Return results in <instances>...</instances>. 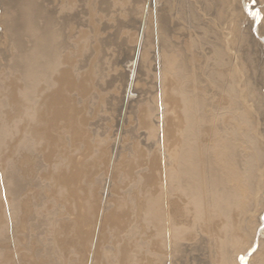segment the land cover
I'll return each instance as SVG.
<instances>
[{
	"label": "rangeland",
	"instance_id": "374dc122",
	"mask_svg": "<svg viewBox=\"0 0 264 264\" xmlns=\"http://www.w3.org/2000/svg\"><path fill=\"white\" fill-rule=\"evenodd\" d=\"M73 1H74L73 5H75L77 3V0H73ZM82 1L85 4L89 5L93 0H82ZM156 1L158 2L157 7L164 10V13L166 15H168L169 19L168 20L166 19V20L169 21L171 23V25L175 26V28L177 27L176 28L177 29L176 35L173 38L174 41L176 43H178L179 46L181 45V47L184 48L185 51H186V49H188L187 50L188 52L186 51L188 56L186 55L185 60H183V62H181L179 59L177 60V61H179L178 64L186 62L185 67L181 70V72H179L180 69H178L179 71H177V73H174L173 71H172V73L167 72L165 75V78L162 80L159 79L160 75L156 69L157 64L155 63V61H154V63L152 61L153 60L152 57L154 56L153 55L154 51H152V46L155 45L154 35L157 31V28L159 30V27L157 26V21H155V15L156 14L154 12V7H156V4H155ZM156 1L152 0V3H150L148 0L147 4L142 5L141 9H140L141 16L143 17V20H144V18L147 19L146 24L143 27V30L147 31V34L149 33V37L151 40L150 41V48H151L150 49V53H151L150 57L152 59L151 64L152 65L154 64V65L151 66L152 68L150 67L151 68V72H150L151 74H150L147 81L141 80V77L139 75H138V79H137L138 81H136L137 82L136 83L137 84L136 90L138 92L146 90L148 92L150 98L151 97L153 98V99L149 98L150 100H152L151 102L153 105L152 106L153 121H151V119L149 120V118H145V114H144L143 109H145L146 98L144 99L143 103L141 102L142 104L140 103L138 106H136L134 108L132 113H128V114L125 113L124 114V110L119 109L117 114H116V116H117L116 118L119 119L120 115L124 116L123 120L119 121V124L117 123L118 120H114V121L111 119H109V120L106 119L105 121L101 120V118L107 113L105 110V105H106L107 99L109 97H111V95L115 94V92H114L115 90L113 87L110 89L108 87H105V86H108L107 83H105V82H109L110 78L113 77V75H114L113 65L115 62H117L116 59L119 60L118 54H120V51H118L116 46H113V48L111 49L112 52L110 51V53L108 54L110 56L107 57V61H106V65H105V72H106L107 78L104 81H102V85L104 86L103 88H105V90L102 91V89H99V88L96 89L95 88V90L93 91L94 93L96 92L95 94L91 91V94H93V96L95 95L94 100H93V104H90V99H89V103H88L87 95L86 96L79 95L78 93H75L76 91L70 92V95H69L70 100H72L71 104L74 107V109L76 108V110L78 111L79 115L82 118H87L86 120L83 121V123H80L79 127L77 126V123L75 122L74 130H76L78 132V129H79V130H81V133L85 132L87 134V137L84 134L83 138H81L78 141H75L71 138L72 137L71 136L72 131H70V130L68 131V129H66V132H64L65 135L63 133L64 140H63L62 145L64 147H62V148L64 150L62 149L63 151L61 150L60 153L57 152L59 157H58V155H55V157L52 158L53 161L51 160L52 162L51 161L49 162L48 160H45L42 156L44 153L43 148H44L45 143L41 146H36L34 148L35 150L31 149L32 152L29 149L27 151V147H26V144L24 142L25 139L23 137L24 135L28 134L25 130H27L28 127L32 125V122L35 123L34 120H28V115H27V113H28L27 108H28V102H29V101H27V99L29 100L28 96H30V93H29L30 90L26 89L27 88L26 87L27 81L24 79L26 67L24 64L25 58L23 56L26 57V51L30 48L29 46L31 44L30 43V37L31 36L28 37L29 34L36 35L38 33V29H39L38 19H39L41 11L43 9L42 8L43 0H0V211H2V213H4V215L8 216V211L6 209V207H7L6 206L7 196L5 194L6 190L4 187L5 186L4 180H5V177L7 179L9 177L8 175H10L12 173V171L16 168L15 172L17 173V175L20 178L22 176V181H23V185H24L22 188L23 192H21V194H20V196H21L19 199L20 201L18 202V206H19L18 207V213L19 214L17 213L18 218L23 215L20 212H22L21 210L23 209L25 204L28 203L29 206H32L35 203V205H34L35 207L40 206V208L42 209L40 213H43V214H47L49 212H51L52 214L54 213L51 223H54V222L58 223L59 221L63 222V223L65 221L71 222L73 220L72 218L74 217L72 203H71V200H69V199L64 200L65 196L69 195V187L66 185L58 183L56 177H58L60 172L65 173V172L70 171V169L72 168V166L70 167V165H71L70 162H72V161H69L70 160L69 157L72 155V157L74 159L77 158L78 160H80L82 165L84 166L83 169L81 168V171H84V172L80 175L81 176L80 180L77 183V185L75 186L77 196H79L80 198H83V200L86 202H89V201L93 202V200H94L95 205L97 204L96 205L97 210H98L100 204H101V206L105 204L106 205V213H108V215L111 212L112 213L110 215L115 213L117 210L118 211L120 210L124 214V218H122L123 222H124V220L127 221L124 229L111 228L112 225H110V224H106L103 227V229L104 228L105 229L104 230L102 229V232H101L102 233V236H101L102 239L100 240V248L102 249V251H106L107 254L105 255L106 257H104L102 259V254L100 253V258H99L98 264H100V263L101 264H120L119 259L121 257L122 247L124 246V244L131 243L133 241H135V242L140 241L141 243H143V246L139 250L140 252H138V255L135 254V257L133 255V258H132V261L130 262V264H147L148 261L150 263L153 260L152 254L155 252L153 250V246L151 244V240L154 237L155 228H154V222L152 221L153 220L152 214H154V213L151 211V208H149L150 203L152 202L153 204H158V209L162 210V213H163V211H165L164 215L162 217V221H169L170 217H168L167 202L170 200L169 198H175V197L178 198L180 195L177 193L178 189H176L177 188V182L175 183V180H174L175 178L174 179L172 178V180H174L173 181L174 184H172V188L174 187L173 188L174 190L172 189L173 190L172 193H174V195L176 194L177 196L176 195L171 196L168 192L167 185L164 183L166 172L168 171L169 168H172V169H170V171L172 173L176 172V166H177V161H178V158H177V160H175L173 149L171 150L170 143L168 142V140H169L168 127H169L170 122H172V120L176 118V110H175L176 107L174 109L171 108L169 101L166 100V95H167L166 90L168 88H171V86H172L174 89H176V91L178 92V95H176L177 93H175L176 92L175 90H174V95H173V93H171V94L169 93V95H173L177 99H179L180 97L183 98V97H187V96H188L187 98H190V97H191V99L193 98V101L195 104V110L200 107V103L202 102L201 107L196 111H197V113H200L203 116L202 123L203 124L205 123L204 124L205 126L202 125V123H201V125L203 126L202 132L203 133L206 132V134L204 133L205 135L203 134V137H202L205 139V142H206L205 143L206 144L205 149L208 153L207 154L205 152L206 153L205 155H207L206 157H207L208 163L211 162L212 165L214 163L217 166V170H218L217 174H219L220 179L223 180V184L225 183L224 185H226L227 188L234 190L233 193L235 194V197H236V200H235L236 204H234V205H236V208H237V209H235V206L233 205V207H232L233 209L231 208L229 211V213H230V215L228 214L229 216L228 215L223 216L220 212H217L216 207L213 206L214 203L212 202V196L210 195L211 190H210V184H208L209 183L208 177H205L206 173H207L206 176H208V172L206 169H204L203 172H205V171L206 172L202 173L201 175H202V177L203 176L205 177V180H204V177H203V179L199 178V183L202 182V183H200V192H199L200 193L199 195H201L200 199H202V200L199 199V205L196 206L192 201L188 200V198L187 199L183 198L184 200H182V203L179 206V207L183 206V208H184V220H185V221H183V223H181V226H180V227L184 226L182 228H184V234H185L184 237L181 239V242L183 244H186L185 245L186 247H185V252H184V263L183 264H219V263H221V264H231V263L232 264H236V263L241 264V263H239L241 257L246 259V262H245L246 264H260V263L264 264V230H263L264 229V222L262 223V219H264V215H263L264 214V185H263L264 177L262 176L263 171H264V161H263L264 160L263 159L264 154L262 155V153H264L263 152V150H264V146H263L264 145V108H261V107H264V103H262L264 101V91H263L264 88H262V87H264V85H263L264 84V78H263L264 76H262V75H264V73H263L264 72V70H263L264 69L263 68L264 67V47H263L264 46L263 45L264 44V35H262V34H264L263 33L264 32V30H263L264 24H262V23H264V19H263L264 18V14H263L264 13L263 12L264 11V5H263L264 0H261V2L259 0H251V1L250 0H243V1L242 0L241 1L240 0H232V1L231 0H214V1L213 0H170V1L169 0H156ZM198 1H200V2H198ZM238 1H240L241 4L238 3ZM246 1H248V2L246 3ZM48 3H49V5L54 6L57 3V0H48ZM128 3H129V0L128 1L123 0V2H122L123 7H126V5ZM246 4H248V5H246ZM68 5H69L68 2H63L62 0L58 2V7L62 8V9H64ZM199 7H200V9H199ZM261 7L263 8V10L261 9ZM247 8H249V9L247 10ZM250 11H252V12H250ZM235 12L237 14H235ZM234 14L237 16H235ZM86 18L89 21H93V12H89L86 15ZM232 18H234V19H232ZM235 18H236V20H235ZM229 19H230V21H229ZM143 20L141 21V24H140V28H139L140 30H142ZM233 20H235V21L233 22ZM246 20L247 21L249 20V22H247ZM240 22H241V24H240ZM242 22H244L245 24ZM258 23H261V25ZM229 26H231L232 29H230L231 27L229 28ZM233 26H235L238 29H236ZM237 26H239V27L241 26V28H239ZM248 26H251L253 29L251 28L249 30L250 27H248ZM258 26H260V27L258 28ZM222 27L224 28V30ZM255 27L257 28V30ZM36 29H37V31H36ZM226 29L227 30L229 29L232 31L235 30V31L234 32H231V31L227 32ZM30 30L35 31L36 34H34L35 32L33 33ZM161 30H162V27H160L159 31L162 32ZM237 30H239V31H237ZM242 30L244 32H247L248 30L249 31L247 33H244ZM132 31H134V30H132ZM240 31H242V32H240ZM252 31H254V32H252ZM126 33H127V29L123 30L120 33V37H124L126 35ZM179 33H183V34L186 33V35H188V36H186L185 37L186 39H185L184 36L183 37H181V35L179 36ZM135 34H136V30L134 32H131L130 35L133 37V39L128 40V42H127V44L131 47V49L129 51L130 52L129 58H128V61L130 64H131L132 60H134L133 59L134 51L136 53V49L134 48L135 44H136V41H135L136 35ZM90 35H91V33L86 32L83 34V38H85L86 36H90ZM95 35L97 36V33ZM251 35L253 38L251 37ZM180 37H181V39H180ZM232 37H233V39H232ZM212 38H213V40H212ZM223 38H225V39H223ZM236 38H238V40ZM260 39H261V41L263 39V42H261L262 45L260 43ZM229 40L230 41L232 40L233 43L228 42ZM233 40L234 41L236 40V41L234 42ZM249 40H252V41L249 42ZM257 40H259V41H257ZM244 41H246V42H244ZM255 41H256V43H255ZM240 42L242 44L244 43L242 47H240L242 45ZM253 42H254V45H256L257 47L256 46L253 47L250 45V44L253 45ZM257 42H258V45H257ZM229 43L230 44L232 43V44L230 45ZM234 43H236L237 45L235 46ZM185 47H188V48H185ZM230 47H231L232 51L234 52V54H233V52H231ZM235 47L236 48L238 47V48L236 49ZM243 47H246V48L243 49ZM234 48L236 50H234ZM253 48H255V50L257 49L258 51H254ZM238 49L240 51H243V52H240ZM190 50H191V52H189ZM244 50H247V51H244ZM220 51L223 53L221 54ZM249 51H250V53H249ZM217 52L220 53L221 55L218 54ZM226 52H228V53H226ZM242 53H243V55H242ZM244 53H246L245 56H244ZM232 54H233V56H232ZM255 55H256V57H255ZM257 56H258L259 60L257 59ZM250 58H253V59H250ZM213 59H215V60H213ZM229 59L231 61H229ZM254 59H257V60H254ZM89 60H91V58ZM110 60H112V61H110ZM260 61L261 62L263 61V63H261ZM112 62H114L113 65H111ZM239 62H241L242 65ZM247 63H249V64H247ZM259 63H261V64H259ZM125 64L124 63L120 64L121 68L120 67H118V68H120L121 70L123 69V71L125 72L126 77L124 76V82L126 83L127 82L126 79L128 80L130 77L131 70L127 68V66L130 64H128V65H125ZM253 64H255V66ZM247 65H248V67H247ZM208 66H209V68H208ZM239 66H241V67H239ZM242 66H244V67L242 68ZM63 68H65V67H63ZM110 68L112 69V71ZM187 68H188V70H186ZM237 68H239V69H237ZM248 68H249V71H248ZM253 68H255V69H253ZM33 69L34 68H31V71ZM88 69H89V66L87 65V68L83 71H80L79 73L80 74H87ZM241 69H243V70H241ZM259 70H261V72ZM243 71H245V73H246V71H248V72L245 74V73H243ZM181 73L183 75H181ZM187 74H189V76ZM259 75L261 78H259ZM255 77H256V80H258V81L255 80ZM183 78H185V79L183 80ZM262 78H263V80H262ZM53 80H54V76H53V74H51V76L49 77V80L47 82H45V77H44V85L39 84V86L37 88L38 83L37 82L33 83V84H35V86L33 88V90L35 92L32 91L33 93L31 95L35 96L34 97V99H36V101L34 103L35 107H37V104H39V102L41 101L38 98H42L44 95L46 96V95L50 94V92L53 91V86H51V84L53 83ZM187 81H189V82H187ZM192 81H193V84H192ZM198 81H200V82H198ZM194 82L196 84H194ZM218 82H219V84H218ZM261 83H263V84H261ZM165 84H166V86H165ZM189 84L192 87L189 86ZM255 85H256V87L258 86L257 90L255 89L256 87H254ZM46 86H49V87L46 88ZM182 86L183 87L185 86L184 90H183ZM188 86H189V88H188ZM181 87H182V89H181ZM185 88L188 91H185L186 90ZM193 88L197 89V92ZM41 89H43V90H41ZM180 90H181V92H180ZM189 90L191 93H189ZM249 90L250 91L252 90V91L250 92ZM123 91H124V88H123ZM138 92H135L133 94V97H131V101L134 102L135 100H137ZM246 92L250 93V94L252 93V94L249 95ZM254 92H256V95L258 97L256 95H254L255 94ZM245 93L247 94V96H245ZM257 93H259L260 96ZM98 94H99V97H98ZM105 94H107V95H105ZM120 94H119V97H120V99H122V97H124V93L121 92ZM189 94L191 96H189ZM169 95H168V97H169ZM194 96H196V97H194ZM197 96L199 97L200 101L197 99L198 98ZM230 96H232V97H230ZM243 96H245V97H243ZM250 96L252 98L249 99ZM255 96H256V99L253 98ZM260 97H263V98H261L263 101L260 99ZM245 98H247V101ZM257 98H259V99H257ZM243 99H245V103H244ZM253 101L256 103H254ZM167 102H168V104H166ZM251 103H253L255 105H253ZM261 103H262V105H261ZM99 104H100V106H99ZM166 105H168V106H166ZM247 105L248 106L250 105V107H248ZM179 106L177 107V109H181V105H179ZM202 106H203V108H202ZM253 106H255L256 108ZM35 107H33V108L35 109ZM90 107H92L91 113H90L91 114L90 116H92V117L87 115V111H88L87 109ZM102 107H104V108H102ZM243 107L244 108L246 107L245 108L246 111L244 110ZM257 107H258V109H257ZM228 108H229V110H228ZM247 109H248V111H247ZM99 110H101V111H99ZM94 111H95V113H94ZM228 112H229V114H228ZM236 116H238V117H236ZM33 117H35V116H33ZM204 119H206L205 121H207V122H205ZM79 121H81L80 118H79ZM142 121H144L145 125H143ZM27 122H30L31 124H29ZM146 122H147V124H146ZM111 123H113V125H111ZM261 123H262V125H261ZM229 129H231V130H229ZM204 130H206V131H204ZM243 131H244V133H243ZM223 132H224V134H222ZM221 139H223V140H221ZM226 140H227V142H229V144L232 148L229 147L228 150L226 149L227 151L226 150L224 151L223 149L221 150L220 148H222L221 145L222 144L224 145V142ZM213 142H214V144H213ZM261 143H262V145H261ZM235 148H236V150H235ZM258 149H259V151H258ZM178 150H179V148H176V150H175L176 154H178ZM36 151H38L39 153ZM29 153H30V157H29ZM238 155H240V156H238ZM258 155H261V156L258 157ZM227 156H229V157H227ZM22 157H23V159H22ZM25 157H26L27 161L25 160ZM36 157H37V159H36ZM38 157H40L39 160H38ZM261 157H262V159H261ZM33 158H35V159L33 160ZM31 159H32V161H31ZM35 160L37 163L35 162ZM222 160H224V161H222ZM169 161H171L170 164H169ZM24 162H25V164H24ZM28 162H30L32 164H30ZM153 162H155V167L153 166ZM175 162H176V164H175ZM229 162H231V163L229 164ZM259 165H261V166H259ZM13 166H15V167H13ZM21 166H23V167H21ZM34 166L36 168H34ZM223 166H224V168H223ZM226 167H228V168H226ZM260 167L263 169H261ZM19 168H21L22 170ZM258 168H260V169H258ZM11 169H12V171H11ZM25 169H27V170H25ZM57 171L58 172L60 171L59 174H57ZM25 172H26V174H25ZM259 173H261L262 175ZM25 177H26V179H24ZM254 178H255V181H254ZM259 178H261V179L263 178L261 181L263 186L261 185ZM152 179L160 180V182L154 188L152 186V184H153ZM207 184L209 186V188L207 187L209 190L205 187V186H207ZM251 185H252V187H251ZM202 186H204V187H202ZM256 186H258V187L260 186L262 189L260 187L258 188ZM29 187H30V190H29ZM240 187H241V189H240ZM244 187H245V189H244ZM250 187L252 190H250ZM31 188H33V191ZM40 188H41V191H40ZM155 188L157 190V195L160 192L161 197H158L155 194V191H154ZM203 188H204V190H203ZM175 189L177 190V192L175 191ZM257 189H259V191ZM26 191L29 192L30 197L28 196V193ZM240 191H241V194H240ZM249 191H251V192H249ZM252 191H253V193H252ZM260 191L262 192V194L258 193ZM205 192L207 195L205 194ZM39 193H41V194H39ZM255 193H256V195H255ZM238 194H239V196H238ZM202 195H203V197H202ZM261 195H262V197H261ZM26 197H29L28 198L29 200ZM35 198L37 199V201ZM23 201H24V203H23ZM188 201L190 202L189 205H188ZM250 203H251V205H250ZM244 204H246V205H244ZM3 205L5 206L4 210H3ZM186 205L188 208L186 207ZM193 205H195L196 208ZM239 205H240V207H239ZM139 206L140 207L143 206L145 208V211L142 214V217H141L140 213L138 212ZM255 206H258V208H256ZM191 207H192V209H190ZM243 207H245V208H243ZM260 207L262 208V211H261ZM246 208H248V209H246ZM243 209H246L249 212H246V210H243ZM199 210H200V212H199ZM237 211L239 213H237ZM244 211L246 214L244 213ZM244 214H245V216H243ZM96 215H95L94 221L97 218ZM253 216L254 217L257 216L255 218L256 220L253 218ZM250 217L254 219V222H252L253 219L250 220L251 219ZM195 218L199 220V221L197 220V223H195L196 222ZM62 219H63V221H62ZM70 219H71V221H70ZM247 219H249V220H247ZM241 220H245V222L241 221ZM186 221H188V222H186ZM189 221H190V223H189ZM250 221H251V223H250ZM184 222L187 224H184ZM219 224H221V225H219ZM222 224H224V225H222ZM252 224L254 226H252ZM179 225L180 224H177L175 227L180 228ZM187 225H188V227H187ZM242 225H245V226L243 227ZM255 225H258V227L257 226L255 227ZM8 226H9V234H11V223H9ZM240 226H242L243 228H245L246 226L247 227L245 229H243ZM248 226H249V228H251L250 231H248L249 230ZM19 227H20V223L18 224V228ZM219 227H221V228H219ZM260 227H262V228H260ZM197 228H199V231L197 230ZM193 229L196 233L193 231ZM219 229H221V230H219ZM242 229H243V232H242ZM4 231H6V227H4ZM33 231L34 230L30 229V234H29L30 237L29 238L22 236L24 233H27V232H24L23 230H20V229L17 232L19 235L18 241H17V243H19L18 253H17L18 255H16V253H12L9 255L8 252L11 253V251H9V248L5 247V244L2 245L3 246L2 250H3V254H4L3 256L5 258L10 259V261L7 260L8 264H19L18 262H20V264H29V263L30 264H43V263L44 264H47V263L51 264L52 261H53L52 264H74L75 262L76 263L78 262V261H76V260H78V255H77L78 249L77 248H71L73 250H70V251L66 250V252H68V253L65 252L66 254H63L61 258L57 255V253L52 251V255L54 256V259L51 260V258H50L49 261L44 260L45 258L42 254L40 245H41V243L44 244V242L49 239V235H47L48 231H46L43 234V235H45L46 238L45 237H41V238L34 237L36 232L35 231L33 232ZM211 231H212V233L213 232L214 233L213 234L210 233ZM259 231H262V232H259ZM222 232L224 234H222ZM246 232H249L250 237L254 238V239L252 238L253 241L251 238L248 239L249 235ZM6 233L7 232H4V235H7ZM33 233H34V235H33ZM252 233H253V235L251 236ZM261 233H263V234L261 235ZM221 234L224 236H222ZM240 235H242V236H240ZM244 235L246 238H244ZM44 238H45V240H44ZM194 238L196 239V241H194L195 240ZM202 238H204V239H202ZM37 239H38V241H37ZM258 239H259V241H258ZM41 240H42V242H41ZM186 240L187 241L189 240V241L187 242ZM142 241H145V243ZM7 242L8 241L5 240L3 243H7ZM27 242H28V244H27ZM32 242H34V243H32ZM255 242H256V244H255ZM38 243H39V245H38ZM194 243H196V246ZM250 243H251V245H250ZM252 243H253V245L254 244L255 245L253 246ZM145 244H147V245L144 246ZM28 245H30V246L28 247ZM11 246H12V243H11ZM20 246H22V248ZM32 246H34V248ZM35 246L37 247V249ZM187 246H189V247H187ZM194 246L196 249L193 250L192 248H194ZM240 248H242V249H240ZM26 250H28V251H26ZM38 250H40V251L37 252ZM188 250H189V252H188ZM251 251L254 253H252ZM40 252H41V254H40ZM249 252L251 255L252 254L253 255L252 256L249 255ZM5 253H6V255H5ZM30 253L31 254L33 253L32 256H35V257H32L30 255ZM36 253H39V254L36 255ZM256 254H257V256H256ZM39 255H41V256L39 257ZM75 255H76V257H75ZM27 256H29V257H27ZM90 256H89V258H90ZM235 257H237V258L235 259ZM33 258H34V260H33ZM2 259L3 258H1L0 260H2ZM56 259H59V260L56 261ZM74 259H75V261H73ZM167 262L170 264V262L168 260L164 261L163 263L166 264ZM0 264H2V263L0 262Z\"/></svg>",
	"mask_w": 264,
	"mask_h": 264
},
{
	"label": "bare ground",
	"instance_id": "6f19581e",
	"mask_svg": "<svg viewBox=\"0 0 264 264\" xmlns=\"http://www.w3.org/2000/svg\"><path fill=\"white\" fill-rule=\"evenodd\" d=\"M61 0H57V3L53 6L49 5L48 0H43V6H42V11L40 13L39 16V29H38V33L36 34L35 31H32L34 34L36 35H31L29 34L28 37H30V48L26 51V57L23 56L24 59V64L26 67L25 70V80L27 81V90H30V96L29 100L27 99L28 102V108H27V115H28V120H34L35 123L32 122V125L28 127L27 130H25L28 134L24 135V139H25V144L27 147V151L28 149H34L36 146H41L44 143V148H43V158L45 160H48L49 162L52 160L53 157H55V155H58L57 152H61V150L63 149L62 147H64L63 144V133L66 132V129H68V131H72L71 132V138L75 141L80 140L81 138L85 136L87 137V134L84 132L81 133V130L78 129V132L76 130H74V125L75 122L77 123V126H80V123H83L84 120H86L87 118H82L78 111L76 110V108L74 109V107L72 106V100H70L69 95L70 92H75L78 93L79 95L82 96H86L88 97V103H89V99H90V104H93V100L95 95L93 96V94H91V91L93 92L95 90V88H99L105 90V88H103L104 86L102 85V81H104L107 78L106 72H105V65H106V61H107V57L110 56L108 55L110 53V51L112 52V48L113 46H116V48L118 49V51H120L119 55V60L116 59L117 62H112L111 65H113L114 67V75L113 77L110 78L109 82H105L107 83L109 89L110 88H114V92L115 94L111 95V97H109L106 101V105H105V110H106V114L101 118L102 121H105L106 119H111V120H118V124L119 121L123 120V115L119 116V119H117L116 114L118 112L119 109L124 110V114L125 113H132L134 108L136 106H138L141 102L143 103L144 99L146 98V103H145V109L144 110V114H145V118H149V120L151 119V121H153V109H152V97L150 98L148 92L146 90L138 92L136 90L137 88V82L138 81V75L141 77V80H145L147 81L149 76H150V72H151V66H153L151 64V53H150V37H149V33L147 34V31L143 30L144 25L146 24L147 19L141 16V6L142 5H146L148 0H129V3L126 5V7H123L122 2L123 0H93L89 5L85 4L82 0H77V3L75 5H73V0H62L63 2H68V6H66L64 9L59 8L58 7V2ZM128 1V0H127ZM156 1V0H154ZM170 1V0H169ZM214 1V0H213ZM232 1V0H231ZM241 1V0H240ZM238 1V3L241 4V2ZM243 1V0H242ZM251 1V0H250ZM261 2V0H259ZM150 3H152V0H149ZM186 2V1H185ZM200 2V1H198ZM235 2V1H234ZM248 1H246L247 3ZM195 3V2H194ZM156 7H154V12H155V21H157V26L162 27V32H160L157 28V31L154 35V39H155V45L152 46V51H154L153 53V63L155 61V63L157 64V71L160 75L159 79L162 80L165 78V75L167 72H171L172 71L174 73H177V71H179L178 69H180L179 72H181V70L185 67V63H181L178 64L179 61H177L178 59L183 62V60H185L186 55L187 54V50H184V48L181 47V45L179 46L178 43H176L174 41V36L176 35V28L175 26L171 25V23L169 21H167L168 15H166L164 13V10L160 9L159 7H157L158 2L156 1ZM239 4V5H240ZM244 4V3H243ZM242 4V5H243ZM256 4V3H255ZM260 4V3H259ZM262 4V3H261ZM170 5V4H169ZM234 5V4H233ZM248 5V4H246ZM264 5V4H263ZM235 6V5H234ZM238 6V5H237ZM259 6V5H258ZM262 6V5H261ZM183 7V6H182ZM244 7V6H243ZM257 7V6H256ZM173 8V7H172ZM231 8V7H230ZM260 8V7H259ZM200 9V7H199ZM232 9V8H231ZM242 9V8H241ZM244 9V8H243ZM246 9V8H245ZM249 8H247L248 10ZM254 9V8H253ZM261 9L263 10V8L261 7ZM173 10V9H172ZM252 10V9H251ZM183 11V10H182ZM187 11V10H186ZM255 11V10H254ZM89 12H93V21H89L86 18V15ZM252 12V11H250ZM258 12V11H257ZM264 12V11H263ZM124 13V14H123ZM233 13V12H232ZM246 13V12H245ZM231 14V13H230ZM235 14H237L235 12ZM234 14V15H235ZM239 14V13H238ZM264 14V13H263ZM232 15V14H231ZM233 15V16H234ZM242 15V14H241ZM248 15V14H247ZM182 16V15H181ZM237 16V15H235ZM243 16V15H242ZM246 16V15H245ZM249 17V16H248ZM237 18V17H236ZM235 18V20H236ZM242 18V17H241ZM247 18V17H246ZM167 19V20H166ZM234 19V18H232ZM248 19V18H247ZM250 19V18H249ZM264 19V18H263ZM262 19V20H263ZM142 22V30H140V24L141 21ZM233 20V22L235 21ZM240 20V19H239ZM244 20V19H243ZM242 20V21H243ZM230 21V19H229ZM247 21V20H246ZM260 21V20H259ZM221 22V21H220ZM219 22V23H220ZM249 22V20L247 21ZM255 22V21H254ZM262 22V21H261ZM244 23V22H242ZM203 24V23H202ZM221 24V23H220ZM236 24V23H235ZM239 24V23H238ZM237 24V25H238ZM241 24V22H240ZM245 24V23H244ZM249 24V23H248ZM261 25V23H258ZM264 24V23H262ZM186 25V24H185ZM198 25V24H197ZM229 25V24H228ZM227 25V26H228ZM38 26V25H37ZM254 26V25H253ZM25 27V26H24ZM218 27V26H217ZM231 26H229L230 28ZM235 27V26H233ZM239 27V26H237ZM247 27V26H246ZM249 30L252 28L251 26ZM260 26H258L259 28ZM223 28V27H222ZM236 28V27H235ZM234 28V29H235ZM241 28V26L239 27ZM256 28V27H255ZM32 29V28H31ZM127 29V33L124 37H120V33L123 30ZM186 29V28H185ZM232 29V27L230 28ZM238 29V28H236ZM253 29V28H252ZM132 30H136V37H135V49H136V53L134 51L133 53V59L131 64L128 61L129 58V51L131 49V47L127 44L128 40H132L133 37L130 35L131 32H134ZM197 30V29H196ZM224 30V28H223ZM227 30V29H226ZM245 30V29H244ZM248 30V31H249ZM257 30V28H256ZM259 30V29H258ZM261 30V29H260ZM264 30V29H263ZM37 31V29H36ZM234 32L232 30H227ZM239 31V30H237ZM243 31V30H242ZM240 31V32H242ZM247 31V30H246ZM247 31V32H248ZM23 32V31H22ZM31 32V33H32ZM91 33L90 36H86L85 38H83V34L84 33ZM244 32V31H243ZM244 32V33H247ZM254 32V31H252ZM97 33V36L95 35ZM188 33V32H187ZM202 33V32H201ZM204 33V32H203ZM264 33V32H263ZM223 34V33H222ZM229 34V33H228ZM238 34V33H237ZM236 34V35H237ZM250 34V33H249ZM248 34V35H249ZM260 34V33H259ZM181 35V37L184 36V38L188 35H186V33H179V36ZM200 35V34H199ZM230 35V34H229ZM234 35V34H233ZM232 35V36H233ZM239 35V34H238ZM241 35V34H240ZM264 35V34H262ZM9 36V35H8ZM244 36V35H243ZM256 36V35H255ZM11 37V36H10ZM27 37V38H28ZM131 37V38H130ZM180 37V39H181ZM196 37V36H195ZM207 37V36H206ZM231 37V36H230ZM234 37V36H233ZM232 37V39H233ZM248 37V36H247ZM246 37V38H247ZM252 37V35H251ZM262 37V36H261ZM200 38V37H199ZM253 38V37H252ZM256 38V37H255ZM186 39V38H185ZM225 39V38H223ZM222 39V40H223ZM238 40V38H236ZM244 39V38H243ZM248 39V38H247ZM177 40V39H176ZM183 40V39H182ZM196 40V39H195ZM213 40V38H212ZM240 40V39H239ZM254 40V39H253ZM152 41V42H153ZM234 41V40H233ZM236 41V40H235ZM234 41V42H235ZM252 40H249V42ZM259 41V40H257ZM184 42V41H183ZM212 42V41H211ZM228 42H232V40L228 41ZM239 42V41H238ZM243 42V41H242ZM246 42V41H244ZM263 42V39L261 41L260 39V43ZM26 43V42H25ZM222 43V42H221ZM224 43V42H223ZM233 43V42H232ZM231 43V44H232ZM241 43V42H240ZM239 43V44H240ZM248 43V42H247ZM256 43V41H255ZM11 44V43H10ZM21 44V43H20ZM33 44V45H32ZM230 44V43H229ZM230 44V45H231ZM235 46L237 45L236 43H234ZM242 44V43H241ZM244 44V43H243ZM243 44L240 46L242 47ZM251 46H256L250 44ZM258 45V42H257ZM260 45V44H259ZM262 45V43H261ZM264 45V44H263ZM185 46V45H184ZM234 46V45H233ZM238 46V47H239ZM237 47V48H238ZM249 47V46H248ZM257 47V46H256ZM264 47V46H263ZM188 48V47H185ZM236 48V47H235ZM234 48V50H236ZM246 47H243V49ZM252 48V47H251ZM154 49V50H153ZM224 49V48H223ZM231 49V47H230ZM229 49V50H230ZM241 49V48H240ZM254 51H258L257 49L255 50V48H253ZM239 50V49H238ZM242 50V49H241ZM216 51V50H215ZM228 51V50H227ZM240 51V50H239ZM247 51V50H244ZM253 51V50H252ZM263 51V50H262ZM23 52V51H22ZM114 52V51H113ZM191 52V50L189 51ZM231 52L232 49H231ZM243 52V51H240ZM116 53V52H115ZM218 53V52H217ZM220 53L222 54L223 52L220 51ZM218 53V54H220ZM228 53V52H226ZM236 53V52H235ZM250 53V51H249ZM259 53V52H258ZM112 54V53H111ZM136 54V56H135ZM220 54V55H221ZM234 54V52H233ZM232 54V56H233ZM253 54V53H252ZM20 55V54H19ZM240 55V54H239ZM243 55V53H242ZM246 55V53H244V56ZM248 55V54H247ZM250 55V54H249ZM190 56V55H189ZM226 56V55H225ZM231 56V57H232ZM241 56V55H240ZM217 57V56H216ZM251 57V56H250ZM256 57V55H255ZM91 58V60H89ZM239 58V57H238ZM243 59V58H242ZM248 59V58H247ZM253 59V58H250ZM258 59V56H257ZM254 59V60H257ZM109 60V59H108ZM115 60V59H114ZM215 60V59H213ZM234 60V59H233ZM259 60V59H258ZM112 61V60H110ZM229 61H231L229 59ZM235 61V60H234ZM248 61V60H247ZM253 61V60H252ZM190 62V61H189ZM208 62V61H207ZM245 62V61H244ZM256 62V61H255ZM261 62V61H260ZM125 64L128 65L127 68L131 70L130 72V77L127 80L126 79V83L124 82V76H125V72L123 71V69L121 70L120 68V64ZM194 63V62H193ZM192 63V64H193ZM241 64V62H239ZM246 63V62H245ZM250 63V62H249ZM247 63V64H249ZM254 63V62H253ZM263 63V61L261 62ZM259 63V64H261ZM155 64V65H156ZM191 64V65H192ZM239 64V65H240ZM252 64V63H251ZM87 65L89 66V69L87 71V74H80V71H83L87 68ZM205 65V64H204ZM242 65V64H241ZM246 65V64H245ZM255 66V64H253ZM206 66V65H205ZM234 66V65H233ZM238 66V65H237ZM65 67V68H63ZM112 67V66H111ZM120 67V68H118ZM151 67V68H150ZM212 67V66H211ZM230 67V66H229ZM241 67V66H239ZM244 66H242L243 68ZM246 67V66H245ZM248 67V65H247ZM246 67V68H247ZM31 68H34L31 71ZM108 68V67H107ZM126 68V69H127ZM198 68V67H197ZM209 68V66H208ZM213 68V67H212ZM223 68V67H222ZM252 68V67H251ZM262 68V67H261ZM260 68V69H261ZM264 68V67H263ZM111 69V68H110ZM236 69V68H235ZM239 69V68H237ZM245 69V68H244ZM255 69V68H253ZM185 70V69H184ZM188 70V68L186 69ZM243 70V69H241ZM246 70V69H245ZM264 70V69H263ZM112 71V69H111ZM234 71V70H233ZM249 71V68H248ZM246 71V73L248 72ZM253 71V70H252ZM258 71V70H257ZM261 72V70H259ZM183 72V71H182ZM186 72V71H185ZM188 72V71H187ZM190 72V71H189ZM193 72V71H192ZM213 72V71H212ZM215 72V71H214ZM237 72V71H236ZM184 73V72H183ZM238 73V72H237ZM240 73V72H239ZM243 73H245V71H243ZM245 73V74H246ZM252 73V72H251ZM257 73V72H256ZM264 73V72H263ZM51 74H53L54 76V80L53 83L51 84V86H53V91L50 92V94L48 95H44L42 98H38L39 100H41L39 102V104H37V107L34 106V103L36 101V99H34L35 96L31 95L34 91L33 88L35 86V84H33L34 82L38 83L37 84V88L39 86V84L44 85V77H45V82H47L49 80V77L51 76ZM128 74V73H127ZM185 74V73H184ZM258 74V73H257ZM181 75H183L181 73ZM189 76V74H187ZM230 75V74H229ZM255 75V74H254ZM262 75V74H261ZM231 76V75H230ZM242 76V75H241ZM253 76V75H252ZM264 76V75H262ZM126 77V76H125ZM181 77V76H180ZM184 77V76H183ZM228 77V76H227ZM235 77V76H234ZM245 77V76H244ZM186 78V77H185ZM183 78V80L185 79ZM231 78V77H230ZM233 78V77H232ZM242 78V77H241ZM248 78V77H247ZM251 78V77H250ZM259 78L260 75H259ZM264 78V77H263ZM262 78V80H263ZM216 79V78H215ZM258 79V78H257ZM195 80V79H194ZM246 80V79H245ZM250 80V79H249ZM256 80V77H255ZM254 80V81H255ZM108 81V80H107ZM186 81V80H185ZM220 81V80H219ZM243 81V80H242ZM258 81V80H256ZM40 82V83H39ZM169 82V81H168ZM171 82V81H170ZM189 82V81H187ZM200 82V81H198ZM231 82V81H230ZM262 82V81H261ZM179 83V82H178ZM191 83V82H190ZM259 83V82H258ZM185 84V83H184ZM193 84V81H192ZM194 84H196L194 82ZM219 84V82H218ZM227 84V83H226ZM231 84V83H230ZM246 84V83H245ZM263 84V83H261ZM260 84V85H261ZM188 85V84H187ZM202 85V84H201ZM204 85V84H203ZM217 85V84H216ZM257 85V84H256ZM256 85L254 87H256ZM264 85V84H263ZM166 86V84H165ZM189 86H191L189 84ZM188 86V88H189ZM194 86V85H193ZM198 86V85H197ZM247 86V85H246ZM245 86V87H246ZM49 86H46V88H48ZM178 87V86H177ZM183 87V86H182ZM181 87V89H182ZM185 87V86H184ZM183 87V90H184ZM192 87V86H191ZM241 87V86H240ZM258 87V86H257ZM257 87L255 88L257 90ZM260 87V86H259ZM36 88V87H35ZM40 88V87H39ZM124 88V91H123ZM166 88V87H165ZM206 88V87H205ZM264 88V87H262ZM261 88V89H262ZM45 89V88H44ZM179 89V88H178ZM177 89V90H178ZM186 89V88H185ZM191 89V88H190ZM194 89V88H193ZM208 89V88H207ZM254 89V90H255ZM259 89V88H258ZM36 90V89H35ZM43 90V89H41ZM113 90V89H112ZM174 90L176 91V89H174L172 86L171 88H168L167 91V95H166V100L169 101L171 108H175L176 110V118L172 120V122H170L169 127H168V137L169 140L168 142L170 143V148L171 150L173 149V153L175 156V160H177V166H176V172L172 173L170 171L169 168L168 171L166 172V176H165V180L164 183L167 185L168 188V192L171 196H175L174 193H172V191L174 190L172 188V184L173 181L175 180V183L177 182V190L175 189V191L180 194L179 197H175V198H169L170 200L167 202V210H168V217H170L169 221H162V217L164 215V212L162 213V210L158 209V204H153L152 202L150 203V207L151 211L154 213L152 214V218H153V222H154V228H155V233H154V237L151 240V244L153 246V250L155 251L152 255H153V260L147 264H164L163 262L168 260L170 262V264H183L184 263V252H185V245L181 242V239L184 237V226H181V223H183L184 220V208L183 206L179 207L180 204L182 203V200H184L183 198L192 201L196 206L199 205V199L200 196V182L199 183V178H202V173L204 169L207 170L208 172V176L207 173L205 175V177H208V184H210V190H211V196H212V203L213 206L216 207L217 212H220L223 216L226 215H230L229 211L230 209L233 207L234 204H236L235 200V194L233 193L234 190H231L229 188L226 187V185L223 184V180L220 179L219 174H217L218 170H217V166L213 163L210 162L208 163L207 161V155H205L207 153L205 147H206V142L205 139L202 138L203 134L206 132H202L203 130V126L204 125L202 123L203 121V116L200 113H197L196 110H198L201 107V103H200V107L197 108L195 110V104L193 101V98H187V97H180L179 99L175 98L174 95ZM197 92V89H194ZM193 90V91H194ZM253 90V91H254ZM185 91H188L187 89ZM205 91V90H204ZM250 91V90H249ZM252 91V90H251ZM250 91V92H251ZM261 91V90H260ZM264 91V90H263ZM28 92V91H27ZM26 92V93H27ZM35 92V91H34ZM123 92L124 93V97H122V99H120L119 94ZM135 92H138L137 94V100H135L134 102L131 101V97H133V94ZM181 92V90H180ZM184 92V91H183ZM230 92V91H229ZM244 92V91H243ZM257 92V91H256ZM256 92H254L256 95ZM262 92V91H261ZM260 92V93H261ZM28 93V94H29ZM48 93V92H47ZM94 93V92H93ZM96 93V92H95ZM94 93V94H95ZM169 93H173V95H169ZM175 93H177L176 95H178V92L176 91ZM189 93L190 90H189ZM193 93V92H192ZM220 93V92H219ZM231 93V92H230ZM241 93V92H240ZM247 93V92H246ZM245 93V96H247V94L251 95L250 93ZM263 93V92H262ZM27 94V95H28ZM40 94V93H39ZM77 94V95H78ZM184 94V93H183ZM194 94V93H193ZM212 94V93H211ZM210 94V95H211ZM259 96L260 94L257 93ZM37 95V94H36ZM41 95V94H40ZM75 95V94H74ZM89 95V96H88ZM107 95V94H105ZM121 95V94H120ZM123 95V94H122ZM169 95V97H168ZM180 95V94H179ZM221 95V94H220ZM253 95V96H254ZM263 95V94H262ZM261 95V96H262ZM33 96V97H32ZM186 96V95H185ZM189 96H191L189 94ZM193 96V95H192ZM205 96V95H204ZM243 96V97H245ZM257 96V95H256ZM256 96L253 97L256 99ZM27 97V96H26ZM93 97V98H92ZM99 97V94H98ZM97 97V98H98ZM196 97V96H194ZM198 97V96H197ZM232 97V96H230ZM258 97V96H257ZM150 98V99H149ZM182 98V99H181ZM212 98V97H211ZM220 98V97H219ZM225 98V97H224ZM252 98L251 96L249 97V99ZM263 97H260V99ZM105 99V98H104ZM181 99V100H180ZM199 100V97L197 98ZM196 99V100H197ZM247 101V98H245ZM245 99L244 103H245ZM259 99V98H257ZM197 100V101H198ZM234 100V99H233ZM262 100V99H261ZM105 101V100H104ZM154 101V100H153ZM200 101V100H199ZM252 101V100H251ZM263 101V100H262ZM261 101V102H262ZM210 102V101H209ZM250 102V101H249ZM254 102V101H253ZM260 102V101H259ZM141 103V104H142ZM154 103V102H153ZM182 103V104H181ZM204 103V102H203ZM219 103V102H218ZM243 103V102H242ZM256 103V102H254ZM264 103V101L262 102ZM261 103V105H262ZM168 104V102L166 103ZM197 104V103H196ZM248 104V103H247ZM253 104V103H251ZM260 104V103H259ZM104 105V104H103ZM181 105V109H177V107ZM199 105V104H198ZM197 105V106H198ZM203 105V104H202ZM233 105V104H232ZM237 105V104H236ZM245 105V104H244ZM243 105V106H244ZM255 105V104H253ZM93 106V105H92ZM100 106V104H99ZM98 106V107H99ZM168 106V105H166ZM208 106V105H207ZM221 106V105H220ZM225 106V105H224ZM234 106V105H233ZM248 106V105H247ZM35 107V109L33 108ZM180 107V106H179ZM241 107V106H240ZM250 107V105L248 106ZM247 107V108H248ZM255 107V106H253ZM91 108H88L87 110V115H91ZM104 108V107H102ZM170 108V109H171ZM203 108V106H202ZM212 108V107H211ZM222 108V107H221ZM244 108V107H243ZM246 108V107H245ZM244 108V110H245ZM256 108V107H255ZM264 108V107H261ZM169 109V110H170ZM217 109V108H216ZM258 109V107H257ZM229 110V108H228ZM93 111V110H92ZM101 111V110H99ZM203 111V110H202ZM243 111V110H242ZM246 111V110H245ZM248 111V109H247ZM235 112V111H234ZM241 112V111H240ZM95 113V111H94ZM203 113V112H202ZM210 113V112H209ZM258 113V112H257ZM99 114V113H98ZM205 114V113H204ZM229 114V112H228ZM238 114V113H237ZM263 114V113H262ZM93 115V114H92ZM174 115V114H173ZM206 115V114H205ZM223 115V114H222ZM252 115V114H251ZM35 116V117H33ZM216 116V115H215ZM214 116V117H215ZM220 116V115H219ZM243 116V115H242ZM241 116V117H242ZM246 116V115H245ZM257 116V115H256ZM92 117V116H90ZM101 117V116H100ZM205 117V116H204ZM238 117V116H236ZM260 117V116H259ZM79 118L81 119V121H79ZM219 118V117H218ZM211 119V118H210ZM242 119V118H241ZM252 119V118H251ZM206 119H204L205 121ZM208 120V119H207ZM223 120V119H222ZM213 121V120H212ZM238 121V120H237ZM255 121V120H254ZM207 122V121H205ZM229 122V121H228ZM29 124H31L30 122H27ZM115 123V122H114ZM143 125H145L144 121H142ZM202 123V125H201ZM239 123V122H238ZM263 123V122H262ZM261 123V125H262ZM147 124V122H146ZM219 124V123H218ZM234 124V123H233ZM93 125V124H92ZM111 125H113V123H111ZM224 125V124H223ZM248 125V124H247ZM91 126V125H90ZM94 126V125H93ZM205 126V125H204ZM214 126V125H213ZM227 126V125H226ZM113 127V126H112ZM222 127V126H221ZM236 127V126H235ZM247 127V126H246ZM251 127V126H250ZM249 127V128H250ZM263 127V126H262ZM212 128V127H211ZM229 128V127H228ZM232 128V127H231ZM239 128V127H238ZM248 128V127H247ZM252 128V127H251ZM255 128V127H254ZM223 130V129H222ZM231 130V129H229ZM258 130V129H257ZM206 131V130H204ZM256 132V131H255ZM258 132V131H257ZM221 133V132H220ZM244 133V131H243ZM242 133V134H243ZM250 133V132H249ZM204 134V135H205ZM208 134V133H207ZM217 134V133H216ZM224 134V132L222 133ZM65 135V133H64ZM214 135V134H213ZM246 135V134H245ZM260 135V134H259ZM208 136V135H207ZM223 136V135H222ZM213 137V136H212ZM211 137V138H212ZM237 137V136H236ZM248 137V136H247ZM252 137V136H251ZM241 138V137H240ZM257 138V137H256ZM259 138V137H258ZM261 139V138H260ZM223 140V139H221ZM237 140V139H236ZM207 141V140H206ZM234 142V141H233ZM232 142V143H233ZM257 142V141H256ZM254 143V142H253ZM258 143V142H257ZM148 144V143H147ZM214 144V142H213ZM239 144V143H238ZM247 145V144H246ZM262 145V143H261ZM213 146V145H212ZM222 148H220L221 150L223 149L224 151L227 149H229L230 144L229 142H227V140L224 142V145H221ZM236 146V145H235ZM264 146V145H263ZM215 147V146H214ZM247 147V146H246ZM38 148V147H37ZM176 148H179L178 150V154H176ZM232 148V147H231ZM251 148V147H250ZM11 149V148H10ZM39 149V148H38ZM256 149V148H255ZM14 150V149H13ZM12 150V151H13ZM26 150V149H25ZM35 150V149H34ZM42 150V149H41ZM64 150V149H63ZM62 150V151H63ZM74 150V149H73ZM215 150V149H214ZM226 150V151H227ZM231 150V149H230ZM236 150V148H235ZM24 151V150H23ZM259 151V149H258ZM32 152V150H31ZM38 152V151H36ZM206 152V153H205ZM213 152V151H212ZM234 152V151H233ZM236 152V151H235ZM243 152V151H242ZM261 152V151H260ZM264 152V150H263ZM12 153V152H11ZM10 153V154H11ZM27 153V152H26ZM39 153V152H38ZM211 153V152H210ZM223 153V152H222ZM33 154V153H32ZM36 154V153H35ZM208 154V153H207ZM231 154V153H230ZM264 153H262L263 155ZM26 155V154H25ZM247 155V154H246ZM37 156V155H36ZM214 156V155H213ZM217 156V155H216ZM231 156V155H230ZM240 156V155H238ZM261 155H258V157ZM29 157H30V153H29ZM33 157V156H32ZM57 157V156H56ZM59 157V155H58ZM210 157V156H209ZM218 157V156H217ZM223 157V156H222ZM226 157V156H225ZM229 157V156H227ZM234 157V156H233ZM237 157V156H236ZM14 158V157H13ZM28 158V157H27ZM257 158V157H256ZM23 159V157H22ZM35 158H33L34 160ZM37 159V157H36ZM40 159V157H38V160ZM43 159V160H44ZM69 161L72 166V168L70 169V171L62 173L57 171L58 177L57 181L60 184L66 185L69 187V195L65 196L64 200H71L72 203V208H73V214L74 217L72 218L73 220L70 221L71 222H52L53 219V214L51 212L47 213V214H43L40 213L41 212V208L39 207H35V203L32 206L28 205V201L26 202L27 204H25V206L23 207V209L21 210L23 215L21 217L18 218V202L20 201V194L23 188V181H22V176L21 178L17 175V173L15 172L16 168L12 171V173L10 175H8L9 177L6 179L5 177V194L7 196L6 199V209L8 211V216L4 215V213H2V211H0V259L3 258L2 260H0V262L2 264H8V261H10V259L5 258L3 255V250H2V245L5 244V247L9 248V255L12 253H16V255H18V247H19V243H17L18 241V231L23 230L24 233L22 236L23 237H30V229L34 230L36 232L35 236L36 238H41V237H45V235H43L46 231H48L49 235V239L46 240L44 242V244H42V240H41V251L42 254L44 256V260H48L51 258L54 259V256L52 255V251L57 253V255L61 258L63 254H66L68 252H66V250H73L71 248H77L78 249V261L76 264H98L99 258H100V253L102 254V259L104 257H106L105 255L107 254L106 251H102V249L100 248V240L102 239V229L106 224H110L112 225L111 228H116V229H124L125 225H126V220H122V218H124V214L119 210H117L115 213H113L112 215H108V213H106V205H99L98 210L97 208V204L95 205V202L93 200V202H86L83 200V198H80L79 196H77V192H76V188L75 186L77 185V183L80 180V175L84 172L81 171V168L83 169V165L81 163L80 160H78L77 158L74 159L72 157V155L69 157ZM227 159V158H226ZM234 159V158H233ZM232 159V160H233ZM262 159V157H261ZM260 159V160H261ZM264 159V158H263ZM21 160V159H20ZM25 160L27 161L26 157ZM24 160V161H25ZM23 161V160H22ZM21 161V162H22ZM25 161V162H26ZM32 161V159H31ZM53 161V160H52ZM51 161V162H52ZM224 161V160H222ZM230 161V160H229ZM239 161V160H238ZM259 161V160H258ZM264 161V160H263ZM24 162V164H25ZM36 162V160H35ZM45 162V161H44ZM226 162V161H225ZM224 162V163H225ZM241 162V161H240ZM262 162V161H261ZM23 163V162H22ZM30 163V162H28ZM37 163V162H36ZM171 163V161H169V164ZM173 163V162H172ZM231 162H229L230 164ZM234 163V162H233ZM263 163V162H262ZM32 164V163H30ZM45 164V163H44ZM176 164V162H175ZM27 165V164H26ZM41 165V164H40ZM227 165V164H226ZM243 165V164H242ZM25 166V165H24ZM153 166L155 167V162H153ZM238 166V165H237ZM261 166V165H259ZM15 167V166H13ZM23 167V166H21ZM33 167V166H32ZM38 167V166H37ZM40 167V166H39ZM232 167V166H231ZM34 168H36L34 166ZM224 168V166H223ZM228 168V167H226ZM230 168V167H229ZM236 168V167H235ZM261 168V167H260ZM258 168V169H260ZM21 169V168H19ZM44 169V168H43ZM55 169V168H54ZM53 169V170H54ZM263 169V168H261ZM18 170V169H17ZM22 170V169H21ZM27 170V169H25ZM56 170V169H55ZM175 170V169H174ZM228 170V169H227ZM10 171V170H9ZM24 171V170H23ZM47 171V170H46ZM225 171V170H224ZM238 171V170H237ZM253 171V170H252ZM29 172V171H28ZM221 172V171H220ZM256 172V171H255ZM261 172V171H260ZM19 173V172H18ZM21 173V172H20ZM229 173V172H228ZM243 173V172H242ZM22 174V173H21ZM26 174V172H25ZM24 174V175H25ZM39 174V173H38ZM261 174V173H259ZM221 175V174H220ZM240 175V174H239ZM262 175V174H261ZM27 176V175H26ZM29 176V175H28ZM222 176V175H221ZM224 176V175H223ZM228 176V175H227ZM226 176V177H227ZM264 177V171H263V175ZM204 177V180H205ZM233 177V176H232ZM244 177V176H243ZM251 177V176H250ZM260 177V176H259ZM29 178V177H28ZM172 178L174 180H172ZM257 178V177H256ZM26 179V177L24 178ZM231 179V178H230ZM234 179V178H233ZM260 183L262 181L261 178H259ZM31 180V179H30ZM240 181V180H239ZM238 181V182H239ZM246 181V180H245ZM248 181V180H247ZM255 181V178H254ZM152 186L153 188L160 182V180L157 179H152ZM230 182V181H229ZM25 183V182H24ZM204 183V182H203ZM232 183V182H231ZM28 184V183H27ZM36 184V183H35ZM34 184V185H35ZM205 186L206 188L209 186ZM205 185V184H204ZM248 185V184H247ZM262 185V183H261ZM264 185V183H263ZM262 185V186H263ZM174 186V185H173ZM238 186V185H237ZM254 186V185H253ZM31 187V186H30ZM29 187V190H30ZM204 187V186H202ZM252 187V185H251ZM250 187V190H252ZM258 187V186H256ZM260 187V186H259ZM258 187V188H259ZM42 188V187H41ZM40 188V191H41ZM205 188V189H206ZM207 188V189H208ZM243 188V187H242ZM261 188V187H260ZM33 191V188H31ZM173 189V190H172ZM241 189V187H240ZM245 189V187H244ZM262 189V188H261ZM204 190V188H203ZM209 190V189H208ZM259 191V189H257ZM39 191V190H38ZM39 191V192H40ZM43 191V190H42ZM155 194L157 195V190L156 188L154 189ZM206 191V190H205ZM248 191V190H247ZM28 193V196L30 197V194L28 191H26ZM31 192V191H30ZM236 192V191H235ZM251 192V191H249ZM256 192V191H255ZM261 192V191H260ZM259 194H262V192ZM34 193V192H33ZM208 193V192H207ZM253 193V191H252ZM257 193V194H258ZM36 194V193H35ZM41 194V193H39ZM173 194V195H172ZM206 194V192H205ZM204 194V195H205ZM241 194V191H240ZM27 195V194H26ZM207 195V194H206ZM237 195V194H236ZM256 195V193H255ZM158 197L160 196V192L157 195ZM177 196V195H176ZM210 196V197H211ZM239 196V194H238ZM29 197H26L27 199ZM32 197V196H31ZM203 197V195H202ZM205 197V196H204ZM262 197V195H261ZM33 198V197H32ZM40 198V197H39ZM260 198V197H259ZM36 199V198H35ZM85 199V198H84ZM208 199V198H207ZM261 199V198H260ZM29 200V199H28ZM89 200V199H88ZM91 200V199H90ZM202 200V199H200ZM210 200V199H209ZM208 200V201H209ZM238 200V199H237ZM244 200V199H243ZM37 201V199H36ZM35 201V202H36ZM40 201V200H39ZM187 201V200H186ZM30 202V201H29ZM86 202V203H85ZM100 202V201H99ZM205 202V201H204ZM259 202V201H258ZM21 203V202H20ZM24 203V201H23ZM97 203V202H96ZM105 203V202H104ZM189 201H188V205H189ZM203 203V202H202ZM249 203V202H248ZM22 204V203H21ZM32 204V203H31ZM30 204V205H31ZM38 204V203H37ZM99 204V203H98ZM211 204V203H210ZM23 205V204H22ZM41 205V204H40ZM193 205V206H195ZM241 205V204H240ZM239 205V207H240ZM246 205V204H244ZM251 205V203H250ZM34 206V207H33ZM195 206V208H196ZM212 206V207H213ZM235 209L236 208V205ZM31 207V208H30ZM42 207V206H41ZM187 207V205H186ZM205 207V206H204ZM256 208H258V206H255ZM5 206L3 205V210H4ZM43 208V207H42ZM47 208V207H46ZM183 208V209H182ZM188 208V207H187ZM245 208V207H243ZM192 209V207L190 208ZM200 209V208H199ZM233 209V208H232ZM234 209V210H235ZM248 209V208H246ZM243 209V210H246ZM261 211L262 208L260 207ZM46 210V209H45ZM44 210V211H45ZM97 210V211H96ZM137 210V209H136ZM207 210V209H206ZM259 210V209H258ZM145 208L143 206H139L138 208V212L140 213L141 217L142 214L144 213ZM191 211V210H190ZM203 211V210H202ZM201 211V212H202ZM260 211V210H259ZM5 212V211H4ZM53 212V211H52ZM137 212V213H138ZM192 212V211H191ZM195 212V211H194ZM200 212V210H199ZM232 212V211H231ZM246 212H249L248 210H246ZM18 213V214H17ZM57 213V212H56ZM193 213V212H192ZM196 213V212H195ZM194 213V214H195ZM204 213V212H203ZM237 213H239L237 211ZM245 213V211H244ZM97 214V215H96ZM205 214V213H204ZM243 214V213H242ZM241 214V215H242ZM246 214V213H245ZM245 214L243 216H245ZM56 215V214H55ZM95 215H96V220L95 219ZM214 215V214H213ZM220 215V214H219ZM228 215V216H229ZM255 215V214H254ZM264 215V214H263ZM204 216V215H203ZM248 216V215H247ZM261 216V215H260ZM209 217V216H208ZM222 217V216H221ZM257 216H253V218L255 219ZM246 218V217H245ZM251 218V217H250ZM253 218H251L250 220H252ZM196 219V218H195ZM223 219V218H222ZM232 219V218H231ZM254 219L252 220V222H254ZM196 219L195 223H197ZM238 220V219H237ZM249 220V219H247ZM246 220V221H247ZM256 220V219H255ZM259 220V219H258ZM264 219H262V223ZM21 221V222H20ZM63 221V219H62ZM69 221V220H68ZM123 223H122V222ZM199 221V220H198ZM244 221L245 220H241ZM188 222V221H186ZM210 222V221H209ZM221 222V221H220ZM227 222V221H226ZM260 222V221H259ZM9 223H11V234H9ZM20 223V227L18 228V224ZM190 223V221H189ZM223 223V222H222ZM247 223V222H246ZM251 223V221H250ZM177 224H180L179 227L177 228L175 227ZM184 224H187L184 222ZM183 224V225H184ZM227 224V223H226ZM229 224V223H228ZM249 224V223H248ZM247 224V225H248ZM256 224V223H255ZM94 225V226H93ZM197 225V224H196ZM203 225V224H202ZM221 225V224H219ZM218 225V226H219ZM224 225V224H222ZM241 225V224H240ZM246 225V224H245ZM245 225H242L243 227ZM261 225V224H260ZM190 226V225H189ZM217 226V225H216ZM240 226V227H242ZM252 226H254L252 224ZM258 227V225H255V227ZM4 227H6V231H4ZM188 227V225H187ZM196 227V226H195ZM213 227V226H212ZM237 227V226H236ZM242 227V228H243ZM247 227V226H246ZM245 227V228H246ZM51 228V229H50ZM186 228V227H185ZM214 228V227H213ZM221 228V227H219ZM243 228V229H245ZM249 228V226H248ZM262 228V227H260ZM49 229V230H48ZM105 229V228H104ZM103 229V230H104ZM203 229V228H202ZM227 229V228H226ZM242 229V232H243ZM251 228H249L248 231H250ZM255 229V228H254ZM197 230L199 231V228H197ZM221 230V229H219ZM223 230V229H222ZM264 230V229H263ZM33 231V232H34ZM192 231V230H191ZM194 231V229H193ZM203 231V230H202ZM214 231V230H213ZM241 231V230H240ZM256 231V230H255ZM4 232H7V235H4ZM187 232V231H186ZM195 232V231H194ZM201 232V231H200ZM221 232V231H220ZM224 232V231H223ZM222 232V234H224ZM257 232V231H256ZM262 232V231H259ZM258 232V233H259ZM196 233V232H195ZM199 233V232H198ZM212 233V231L210 232ZM214 233V232H213ZM212 233V234H213ZM219 233V232H218ZM239 233V232H238ZM248 233L249 237L248 239H250V233ZM245 233V234H246ZM189 234V233H188ZM221 234V235H222ZM263 233H261L262 235ZM34 235V233H33ZM238 235V234H237ZM253 235V233L251 234V236ZM259 235V234H258ZM257 235V236H258ZM32 236V235H31ZM189 236V235H188ZM224 236V235H222ZM242 236V235H240ZM247 236V235H246ZM33 237V236H32ZM48 237V236H47ZM202 237V236H201ZM220 237V236H219ZM46 238V237H45ZM44 238V240H45ZM244 238L245 235H244ZM253 238V237H252ZM251 238V239H252ZM260 238V237H259ZM195 239V238H194ZM204 239V238H202ZM243 239V238H242ZM247 239V240H248ZM254 239V238H253ZM252 239V241H253ZM5 240H7V243H3ZM201 240V239H200ZM32 241V240H31ZM38 241V239H37ZM40 241V240H39ZM187 241V240H186ZM189 241V240H188ZM187 241V242H188ZM196 241V239L194 240ZM257 241V240H256ZM259 241V239H258ZM145 243V241H142ZM201 242V241H200ZM243 242V241H242ZM248 242V241H247ZM250 242V241H249ZM12 243V246H11ZM24 243V242H23ZM34 243V242H32ZM28 244V242H27ZM36 244V243H35ZM192 244V243H191ZM196 246V243H194ZM256 244V242H255ZM254 244V245H255ZM33 245V244H32ZM39 245V243H38ZM37 245V246H38ZM147 244H145L144 246H146ZM190 245V244H189ZM216 245V244H215ZM251 245V243H250ZM253 245V243H252ZM253 245V246H254ZM30 245H28L29 247ZM143 246V243H141L140 241H133L131 243H126L124 244V246L122 247L121 250V257L119 259L120 264H130V262L132 261L133 255L135 257V254L138 255V252H140L139 250L141 249V247ZM192 246V245H191ZM194 246V248H192L193 250L196 249ZM202 246V245H201ZM217 246V245H216ZM238 246V245H237ZM259 246V245H258ZM22 248V246H20ZM34 248V246H32ZM31 247V248H32ZM36 247V246H35ZM189 247V246H187ZM240 247V246H239ZM222 248V247H221ZM258 248V247H257ZM37 249V247H36ZM40 249V248H39ZM101 249V250H100ZM242 249V248H240ZM230 250V249H229ZM28 251V250H26ZM40 250H38L37 252H39ZM199 251V250H198ZM250 251V250H249ZM5 252V251H4ZM66 252V253H65ZM72 252V251H71ZM74 252V251H73ZM189 252V250H188ZM193 252V251H192ZM204 252V251H203ZM252 252V251H251ZM35 253V252H34ZM194 253V252H193ZM254 253V252H252ZM33 254V253H32ZM32 254L30 253V255L32 256ZM39 253H36V255H38ZM41 254V252H40ZM74 254V253H73ZM192 254V253H191ZM204 254V253H203ZM230 254V253H229ZM6 255V253H5ZM29 255V254H28ZM91 255V256H90ZM197 255V254H196ZM249 255L250 252H249ZM253 255V254H252ZM251 255V256H252ZM25 256V255H24ZM30 256V257H31ZM41 255H39L40 257ZM68 256V255H67ZM90 256V258H89ZM222 256V255H221ZM230 256V255H229ZM242 256V255H241ZM250 256V257H251ZM255 256V255H254ZM257 256V254H256ZM14 257V256H13ZM29 257V256H27ZM35 257V256H32ZM76 257V255H75ZM138 257V256H137ZM246 257V256H245ZM10 258V257H9ZM12 258V257H11ZM17 258V257H16ZM38 258V257H37ZM200 258V257H199ZM215 258V257H214ZM223 258V257H222ZM234 258V257H233ZM237 257H235L236 259ZM248 258V257H247ZM224 259V258H223ZM234 259V260H235ZM239 259V258H238ZM253 259V258H252ZM251 259V260H252ZM18 260V259H17ZM20 260V259H19ZM31 260V259H30ZM34 260V258H33ZM32 260V261H33ZM59 259H56V261ZM101 260V259H100ZM107 260V259H106ZM105 260V261H106ZM229 260V259H228ZM250 260V261H251ZM259 260V259H258ZM75 261V259L73 260ZM261 261V260H260ZM12 262V261H11ZM14 262V261H13ZM17 262V261H16ZM26 262V261H25ZM24 262V263H25ZM35 262V261H34ZM41 262V261H40ZM53 262V261H52ZM51 262V264H52ZM101 262V261H100ZM99 262V263H100ZM103 262V261H102ZM187 262V261H186ZM200 262V261H199ZM237 262V261H236ZM246 259L241 257L239 263L241 264H246ZM248 262V261H247ZM20 264V262H18ZM22 263V262H21ZM74 263V264H75ZM168 263V262H167ZM166 263V264H167ZM203 263V262H202ZM219 263V262H218ZM234 263V262H233ZM30 264V263H29ZM44 264V263H43ZM48 264V263H47ZM101 264V263H100ZM169 264V263H168ZM221 264V263H219ZM232 264V263H231ZM237 264V263H236ZM261 264V263H260Z\"/></svg>",
	"mask_w": 264,
	"mask_h": 264
},
{
	"label": "water",
	"instance_id": "95a60500",
	"mask_svg": "<svg viewBox=\"0 0 264 264\" xmlns=\"http://www.w3.org/2000/svg\"><path fill=\"white\" fill-rule=\"evenodd\" d=\"M136 56V55H135Z\"/></svg>",
	"mask_w": 264,
	"mask_h": 264
}]
</instances>
